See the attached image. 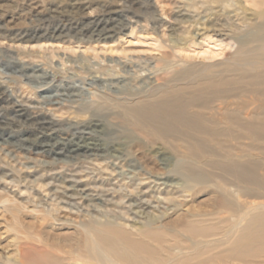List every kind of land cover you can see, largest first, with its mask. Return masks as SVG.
I'll list each match as a JSON object with an SVG mask.
<instances>
[{
    "label": "rangeland",
    "instance_id": "374dc122",
    "mask_svg": "<svg viewBox=\"0 0 264 264\" xmlns=\"http://www.w3.org/2000/svg\"><path fill=\"white\" fill-rule=\"evenodd\" d=\"M98 1L77 9L72 0H0V88L8 99L0 100L2 117H13L16 103L72 137V124L83 118L72 107L97 108L95 93L135 84L148 89V82L182 70L188 71L180 83L212 76L231 83L194 106L209 119L208 131L197 136L194 157L180 142L169 170L141 142L128 145L124 161L54 162L53 154L21 148L24 141L3 143L0 133V264L15 255L16 242L68 247L75 223L114 221L135 231L149 218L160 225L187 207L169 231L182 236L188 221H202L199 229L211 236L189 243L205 239L209 255L224 253L253 216L264 219V0H111L119 12L106 38L95 26L108 16ZM209 49L222 54L203 59ZM30 132L36 133L23 126L15 140ZM129 165L143 171L130 173ZM5 198L18 207L5 209ZM40 210L71 222L43 224ZM263 255L241 264H264Z\"/></svg>",
    "mask_w": 264,
    "mask_h": 264
},
{
    "label": "bare ground",
    "instance_id": "6f19581e",
    "mask_svg": "<svg viewBox=\"0 0 264 264\" xmlns=\"http://www.w3.org/2000/svg\"><path fill=\"white\" fill-rule=\"evenodd\" d=\"M72 1V7L79 9L82 7L81 4L91 3L94 0ZM98 2L105 8L103 10L106 13H104L108 16L97 20L98 22L95 21V26L99 32V38H106L103 35L113 28V26L108 27L115 20L112 15L119 10L114 8V1ZM220 43L215 45L220 47L222 45ZM93 49L96 50V48ZM109 49L113 50L111 47ZM70 50L75 52L73 47ZM219 50L223 51V47L221 46ZM221 54L222 52L209 49L203 52L202 58L213 60ZM187 71L182 70L179 74L167 72L161 78L148 82L146 86L148 89L135 84V90L116 86V89L111 91L112 94L107 93L101 96L95 93L94 98H97L99 103L97 108L83 104L72 107L75 114L84 118L72 124L75 129L72 137L57 134L55 123L47 116L29 112L22 105L15 103L13 117L7 118L0 115L1 139L3 143L9 145H15L20 140L24 141L26 143L21 145V148L36 149V153L41 154H53L54 162L90 158H115L124 161L128 145L132 142H141L148 147V151L158 165L169 170L175 163L176 146L180 142L186 144L187 156H191L193 154H189V151L193 149L194 143H198L197 136L208 131L206 125L209 119L201 109L195 108L198 102L204 99V94L207 92L221 94L223 90L221 91L219 87L231 83L227 79L225 82L226 80H219L214 76L205 81L187 80L188 82L180 83L179 77L184 76ZM217 76L220 77V75ZM151 79L153 80V77ZM4 95L0 88V100L7 101ZM23 126L34 128L36 133L30 132L29 136L15 140ZM129 166L130 173H134L137 169L143 171L141 166ZM1 204L5 209L18 207L15 201L8 198L1 200ZM189 212L188 207L182 211H176L173 218L164 220L160 225H156L157 218H149L145 225L136 228L135 231L114 221L104 223L90 221L82 226L75 223L74 231L69 235L71 244L68 247L53 248L42 240L38 242L43 245H22L16 242L15 255L9 256L6 264H224L226 262L241 264V262L247 263L249 258L253 261V258L263 255V218L253 216L251 220L253 223L258 221L260 227H255L256 224H252L250 220L251 223L239 229L238 234L234 235L235 238L224 253L222 250L209 255L211 245L204 238L201 244L194 241L189 243L190 240H196L200 236H211L199 229L202 221H188L189 224L183 227L182 236H177V233H172L168 229L169 222L179 220L183 214ZM39 213L41 215L37 217L43 224L47 221L54 226L55 222H59L60 226H65L71 222L43 210ZM256 230L257 234H253ZM225 241L227 242L228 239L224 242L216 241L218 244L214 248L225 244ZM258 251L260 252L256 253ZM194 260L197 261L194 262Z\"/></svg>",
    "mask_w": 264,
    "mask_h": 264
}]
</instances>
